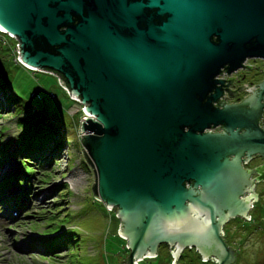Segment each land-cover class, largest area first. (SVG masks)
<instances>
[{
	"label": "water",
	"instance_id": "95a60500",
	"mask_svg": "<svg viewBox=\"0 0 264 264\" xmlns=\"http://www.w3.org/2000/svg\"><path fill=\"white\" fill-rule=\"evenodd\" d=\"M0 28L21 65L55 75L82 104L91 193L115 207L125 241L118 264L154 258L161 244L170 264L190 247L232 264L221 227L247 219L252 179L264 181V165L239 166L243 151V163L264 158V80L237 86L251 93L225 104L217 97L236 94L226 88L235 77L216 76L264 58V0H0ZM217 123L220 133L203 132Z\"/></svg>",
	"mask_w": 264,
	"mask_h": 264
},
{
	"label": "rangeland",
	"instance_id": "374dc122",
	"mask_svg": "<svg viewBox=\"0 0 264 264\" xmlns=\"http://www.w3.org/2000/svg\"><path fill=\"white\" fill-rule=\"evenodd\" d=\"M15 48V39L0 33V78L8 90L20 98L19 102L13 104L16 113L3 109L0 114V140L7 146L6 153L0 159V180L15 176L22 163L16 146L23 125L15 124V117L31 112L55 114L63 125L67 146L61 152V157L52 162V170L49 168L44 171L45 168L37 166V162L27 161L26 166L36 172L32 174L33 178H29L30 188L23 194L26 195L24 207L19 209L18 204H7L10 209L8 211L5 207L1 208L4 204L0 202V264L123 262L127 251L125 241L117 233L119 222L115 216V207L107 209L91 193L94 169L86 161L79 140L81 133L78 131L80 121L86 115L82 104L79 101L75 103L68 96L55 75L28 69L14 62V58H17ZM252 65L255 69L260 68L263 62L259 58ZM43 172L51 174L45 183L39 180L44 177ZM15 179L17 182L20 180L17 176ZM8 181V185L0 188V200L5 196L13 197L12 186L16 181ZM63 183L67 188L60 198L54 188L61 187ZM14 187L17 191L25 188L23 185L21 188ZM19 197L22 201L23 196ZM54 207L59 208L56 215L42 213V210H53ZM12 209L19 210L12 212ZM33 221L34 231L30 229ZM40 234L71 238L73 241L66 242L68 248H56L54 253H47L36 240ZM33 242L34 248L29 247V243L33 245ZM249 242L254 243L255 240ZM158 247L157 256L161 258L159 264L171 263L162 244ZM258 249L264 254L263 245L259 244ZM153 259L146 258L144 261Z\"/></svg>",
	"mask_w": 264,
	"mask_h": 264
},
{
	"label": "flooded vegetation",
	"instance_id": "af4514ba",
	"mask_svg": "<svg viewBox=\"0 0 264 264\" xmlns=\"http://www.w3.org/2000/svg\"><path fill=\"white\" fill-rule=\"evenodd\" d=\"M213 38V37H212ZM261 59L262 62L264 58L261 56H244L241 61L242 66H250L254 67L252 63L257 59ZM264 71V62L262 67L260 68H244L239 67L234 71H231L226 74L224 70L216 76L217 79H225L229 77H235L232 79V82L226 86L229 90L236 91V94L226 95L224 89H222L221 97L218 96V100H223L225 104H237L242 100V97L250 94L251 92L244 90L245 87L237 90V86H241L246 84V87H251L252 85H256L262 80H264V72H258V70ZM223 84H226V81H223ZM218 85V84H217ZM258 88V85L255 86ZM212 94V91H210ZM264 95V92L262 93ZM225 97V98H224ZM263 100L259 99V103H262ZM215 102H211V105H214ZM223 103L221 102V106ZM221 106L217 105V108L220 109ZM261 112L259 116L256 118L257 127H261V124L264 123V107H261ZM220 123L213 125L212 127H206L203 129V132L209 131L210 133H220L222 128ZM237 127L235 126L234 129ZM185 129V128H184ZM244 129H240L237 131L241 133ZM227 134V132H226ZM246 151L242 152V155L239 156V166L241 169H253L254 167H258L260 165H264V158L258 152H253L250 154V158L243 163L242 160L246 158ZM233 157V154L228 156V159ZM258 176L256 171L249 173L247 180H250L254 177ZM255 179H252L253 186L251 187V192L255 193V200H253V196L248 198V207L246 210L247 219L242 216H235L229 218L222 225V233L221 239L225 243L226 246L232 248L234 250V259L232 264H264V254L259 251V244L264 246V181L258 180L254 182ZM186 185V184H185ZM187 186V185H186ZM246 187V184L243 185V188ZM199 186H197V189ZM250 191H243L239 197L243 198L247 196ZM261 218V219H260ZM249 240H255L254 243L249 242ZM163 250L170 256L169 249L165 244H162ZM127 251V250H126ZM159 251V247L157 253ZM171 258V257H170ZM174 264H215L212 259H207L205 261H201L199 255L194 250L193 247L183 248L179 253L178 258L176 259Z\"/></svg>",
	"mask_w": 264,
	"mask_h": 264
},
{
	"label": "trees",
	"instance_id": "16d2710c",
	"mask_svg": "<svg viewBox=\"0 0 264 264\" xmlns=\"http://www.w3.org/2000/svg\"><path fill=\"white\" fill-rule=\"evenodd\" d=\"M19 100L20 98L12 94L0 78V114L3 109H6V111L8 110V112H11L12 110L14 111L15 107L13 104L14 102H19ZM14 113L16 112L14 111ZM14 122L15 124L17 123L23 125V131L17 140L18 146H16V151L19 157H21L22 163L20 164L19 170L15 173V176L19 177L20 180H18V183L15 179V176L9 177L8 179H2L0 180V188L1 186L3 187L8 185V180L16 181L15 185L18 187L22 182L30 185L31 183L29 178H33L32 174H34L36 171L33 170V168L26 166L27 161L32 160L37 162V166L45 168L44 171L48 170L49 168L52 170V162H55L61 157V152L67 146V141L63 133V125L55 116V114L31 112L30 114L26 113L21 117H15ZM6 150L7 146L4 142H2V140H0V159L6 153ZM43 175L44 177L39 180L45 183L50 179L51 174L43 172ZM66 188V184L63 183L61 184V187L54 188V190L58 196L62 198V196H64L66 193ZM25 189L28 190L29 186H26ZM17 199V196L5 197L2 198L0 202L2 204H10L11 202H16ZM58 209L59 208L54 207L53 210H42V213L46 214L47 212L54 216L56 213H58ZM30 229L34 231V221ZM43 235L44 234H40L36 240H38L40 247L47 253H54L56 248H68V244H66V242L73 241L71 238L63 239L62 237L46 235L43 237ZM32 246L34 248V242ZM154 258L155 259L152 258V261H144L143 259L141 262L142 264H145V262L146 264H159L161 258H158L157 255Z\"/></svg>",
	"mask_w": 264,
	"mask_h": 264
},
{
	"label": "bare ground",
	"instance_id": "6f19581e",
	"mask_svg": "<svg viewBox=\"0 0 264 264\" xmlns=\"http://www.w3.org/2000/svg\"><path fill=\"white\" fill-rule=\"evenodd\" d=\"M1 29V28H0ZM85 117V116H84Z\"/></svg>",
	"mask_w": 264,
	"mask_h": 264
}]
</instances>
